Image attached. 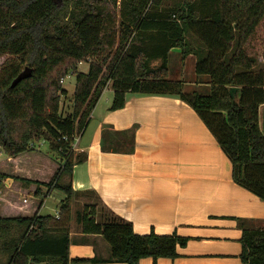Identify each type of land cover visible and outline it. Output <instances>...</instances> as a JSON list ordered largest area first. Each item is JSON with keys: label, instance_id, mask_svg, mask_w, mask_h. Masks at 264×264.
<instances>
[{"label": "trees", "instance_id": "1", "mask_svg": "<svg viewBox=\"0 0 264 264\" xmlns=\"http://www.w3.org/2000/svg\"><path fill=\"white\" fill-rule=\"evenodd\" d=\"M166 1L0 0V57L11 56L0 68V148L7 156L0 161V185L14 179L36 184V193L45 187L66 194L58 218L0 215V264L93 260L70 257L72 200L81 192L61 179L83 161L74 156L73 137L88 126L109 81L111 110L125 106L128 92L179 96L231 161L234 181L264 200V65L249 48L264 21V0ZM164 4L173 8L157 11ZM177 47L184 58L196 56L195 72L209 78L208 92L186 91L183 82L167 79ZM83 61L89 62L87 72L78 70ZM26 67L32 76L12 87ZM69 72L76 75L74 106L63 116L60 97L68 91L61 80ZM231 87H238L233 95ZM39 140L52 151L64 150V162L35 149ZM134 146V129L104 130L105 151L131 152ZM76 217L82 232L101 234L109 243L111 257L103 261L139 264L150 257L158 264L159 258H177L187 243L177 234L139 235L103 203L99 210L85 205ZM247 222L240 220V257L245 264H264V223Z\"/></svg>", "mask_w": 264, "mask_h": 264}, {"label": "crops", "instance_id": "2", "mask_svg": "<svg viewBox=\"0 0 264 264\" xmlns=\"http://www.w3.org/2000/svg\"><path fill=\"white\" fill-rule=\"evenodd\" d=\"M178 49L181 51L172 49L170 56ZM182 60L177 76L170 74L167 79L183 82L186 91L209 89V78L195 72L196 56L189 54ZM189 60L188 73L194 80L184 81L188 74L183 67ZM82 63L78 65L81 72ZM106 92L110 93L106 106H100ZM113 99L112 82H108L88 126L80 133L74 156L83 161L74 165L72 175L62 176L63 183H71L81 194L96 192L105 206L132 222L139 235L155 231L187 239L185 246L178 247L177 258H159L158 264H245L240 257V220H247V226L263 225L264 200L234 181L231 161L198 113L177 95L128 92L125 106L118 110H111ZM259 115L261 124L264 104ZM106 129H134V150L105 151ZM0 155L5 159L1 148ZM37 188L36 184L4 180L0 185V215L38 213L58 218L66 194L45 187L36 193ZM57 191L62 194L54 213L43 214L44 200L39 204L33 201L34 207L16 202L18 193L52 196ZM76 223L80 229L71 225L70 257L93 260L70 264H128L103 261L111 257L109 243L101 234L82 232L77 217ZM139 264H154V260L143 258Z\"/></svg>", "mask_w": 264, "mask_h": 264}, {"label": "rangeland", "instance_id": "3", "mask_svg": "<svg viewBox=\"0 0 264 264\" xmlns=\"http://www.w3.org/2000/svg\"><path fill=\"white\" fill-rule=\"evenodd\" d=\"M166 3H172V0H167ZM168 8H173V7L171 5H167V4L165 5L164 4L163 6L158 8L157 11L162 12ZM249 48H250L251 54L256 56L257 59L259 60L260 66H263L264 65V21L258 27L257 33H256L255 37L251 40ZM182 57H183L182 50L180 51L178 49L172 53V55L170 56L169 61H168V76L170 74H171V77L177 76L176 70L180 67L181 62L183 61ZM10 58H11V56H9V55H4V56L0 57V68ZM83 62H84V64L82 63L83 65L80 68H81L82 72H87V70L89 68V62L88 61H83ZM190 63H191L190 60L187 61L183 67V68H185V66L187 67L185 72H187V74H188L186 76V78H184V81H185V79H186V81L187 80H194V78H191V76L188 73V71H189L188 67L190 66ZM261 64H263V65H261ZM154 66H158V65H154ZM64 78H65L64 82H62V80H61V83H62L64 88L68 89V93L66 95H61V97H60V112H61V114H63V116H66L67 114L72 112L73 106H74L73 105V94H74L75 87H76V75L72 72H69V74ZM109 82H111V81H109ZM209 89H210V86H209ZM209 89H203L200 91L201 92H208ZM109 94L110 93H108V92H106L104 94V96L101 98L102 100H101L100 106H106V104H105L106 97ZM261 128L264 131V118L262 119V117H261ZM34 145H35L34 146L35 149L39 148V150L42 153H44V154H46L52 158H55L56 160H58L62 163L64 162V160L66 158L64 150L63 151L59 150L58 152L52 151L49 147V143H47V142L35 143ZM73 151H74V153H76L75 150H73ZM70 154L71 153L67 154L66 156H68ZM0 158H1V155H0ZM5 158H7V156ZM0 161H1V159H0ZM61 183H63L62 179H61ZM57 192H59V193H55L52 196L50 194L48 196H44V195L38 196V195H35V193H31V192H27L28 194L18 193L16 196V202L19 205H27V206L32 205L31 207H34L33 201H36L37 204H39V203H41L42 200H44V206L42 209L43 214L54 213L56 211V207H57L56 205L60 201V193L62 194V191H57ZM24 199H26V200H24ZM85 205L96 206V208L98 210L102 207V203L98 199V196H96V195H89V194H81L80 193L79 195L75 196L74 199L72 200V222L73 221L74 222L71 223V225H73V227H75L77 229H80V225L76 223V212L84 211ZM21 211H23V210H21Z\"/></svg>", "mask_w": 264, "mask_h": 264}, {"label": "water", "instance_id": "4", "mask_svg": "<svg viewBox=\"0 0 264 264\" xmlns=\"http://www.w3.org/2000/svg\"><path fill=\"white\" fill-rule=\"evenodd\" d=\"M32 69L30 67H26L19 76L13 81L12 87L17 86L22 80L27 79L32 76ZM238 87H231L230 92L233 95L236 92Z\"/></svg>", "mask_w": 264, "mask_h": 264}, {"label": "built area", "instance_id": "5", "mask_svg": "<svg viewBox=\"0 0 264 264\" xmlns=\"http://www.w3.org/2000/svg\"><path fill=\"white\" fill-rule=\"evenodd\" d=\"M64 78L62 79V82H64ZM79 138H80V133L79 134H76L74 137H73V142H72V148L73 150L76 151V147H77V144L79 142ZM42 143H44L45 141H40ZM40 142H37V143H40ZM48 143V142H47ZM35 146V145H34Z\"/></svg>", "mask_w": 264, "mask_h": 264}]
</instances>
